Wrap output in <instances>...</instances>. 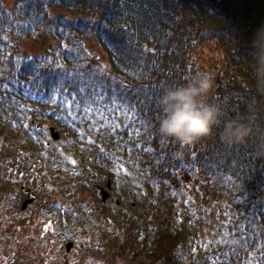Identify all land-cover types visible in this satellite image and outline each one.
Segmentation results:
<instances>
[{
    "label": "trees",
    "instance_id": "trees-1",
    "mask_svg": "<svg viewBox=\"0 0 264 264\" xmlns=\"http://www.w3.org/2000/svg\"><path fill=\"white\" fill-rule=\"evenodd\" d=\"M263 15L264 0H0V113L12 106L21 121L67 127L68 153L124 186L120 214L87 198L99 209L92 219L117 220L108 229L120 252L135 243L153 264H264V98L254 99L250 64ZM40 40L46 48L29 52ZM201 71L215 78L207 99L224 122L252 125L246 142H222L223 123L192 147L159 135L163 89ZM5 124L0 168L10 183L45 185L44 202L53 165L63 174L53 172L52 189L69 185L71 166L55 145ZM181 194L197 205L196 223Z\"/></svg>",
    "mask_w": 264,
    "mask_h": 264
},
{
    "label": "clouds",
    "instance_id": "clouds-1",
    "mask_svg": "<svg viewBox=\"0 0 264 264\" xmlns=\"http://www.w3.org/2000/svg\"><path fill=\"white\" fill-rule=\"evenodd\" d=\"M252 49L250 64L254 99L264 98V26L256 31ZM215 88L214 76L201 71L194 73L183 84L163 89L158 99L161 113L158 121L159 135L182 147H192L223 123L220 131L222 142L227 145L246 142L253 135L252 125L237 119H230L225 123L224 109L207 99ZM238 243L237 240L229 241L232 245Z\"/></svg>",
    "mask_w": 264,
    "mask_h": 264
},
{
    "label": "rangeland",
    "instance_id": "rangeland-1",
    "mask_svg": "<svg viewBox=\"0 0 264 264\" xmlns=\"http://www.w3.org/2000/svg\"><path fill=\"white\" fill-rule=\"evenodd\" d=\"M54 14H57V13H61L59 10H56V12H53ZM68 15H70V16H72L73 17V15L72 14H69L68 13ZM41 41V40H40ZM40 41H37V42H35V43H33V44H31V45H33L32 46V48L30 47V46H28L27 47V49H29L28 51L30 52H34V53H37V52H39V51H41V50H43V49H45L44 47H40V45H39V43H43V40L40 42ZM90 48H91V51H93V52H96L95 54H99V55H101V57H102V61H105L106 63L108 62V58H107V56H106V54L105 53H102L101 51H97V49H98V46L96 45V44H94L92 41L90 42ZM224 71H227V70H224ZM1 115H0V120H1ZM49 170L52 172V174L49 176V178H48V180H50V181H52V179L53 178H55L56 177V174H54L53 172H59L60 171V167L59 166H50V168H49ZM50 178H52V179H50ZM100 180H101V178H99ZM53 182V181H52ZM54 183V182H53ZM53 185V184H52ZM58 185V187H60V185L61 184H57ZM52 187H50V189H51ZM49 189V190H50ZM60 190H61V192L56 196V197H62V198H64L66 195H67V190L65 189V188H60ZM85 191V192H90L91 190L89 189V188H82V189H79V190H77L76 192H74L73 194H71V196H72V198H73V203H75V204H80V203H82V200L84 199V198H82L81 200H79V199H77V192H80V191ZM120 190H121V188H120ZM122 191V190H121ZM66 192V193H65ZM69 194V193H68ZM5 196H6V194H5ZM166 197L167 198H170V193L169 192H167L166 191ZM179 198H181V199H186V201L187 202H189V207L190 206H192V209H191V211H188L189 210V207H187V208H185V209H183L184 210V212H185V214H187L188 212H190V214L192 215V217H193V219H194V221H195V223L197 222V220H198V215L196 214V207H197V205H195L194 204V202H192V201H194V200H191L190 198H189V196H185V195H183V194H181L180 196H179ZM0 199H1V197H0ZM127 199V201H129V202H133V199L131 198V196L130 197H128V198H126ZM38 205V204H37ZM46 205V204H45ZM82 205H83V203H82ZM110 206V203H109V205H107V207H109ZM32 208H34V207H32ZM31 208V209H32ZM116 206H114V209L116 210ZM131 212L132 211H126V212H124V211H121V213H127V214H131ZM118 214H120V213H118ZM117 217H119V215L117 216ZM117 220H115V219H113L112 217H110V216H107L106 218H105V223H106V225L104 226V229L106 230V231H108V226H112L115 222H116ZM48 229H49V226H48ZM7 239H8V237H6V238H4V239H0V241H1V243L3 244V245H6L7 244ZM133 247L134 248H136V249H138V246L135 244V243H133ZM132 246H127V247H124L123 248V251H121L120 252V249L118 248V246L116 245V243H114L113 245H111L110 247H108L107 248V250H106V253H103L102 254V256L103 257H105V262L103 263V264H110L111 262H113V261H116V257H119V261H121V262H123L124 264H135V263H137L138 261L139 262H142L143 264H151V262L150 261H152L150 258H147V257H144V256H142L139 252H138V254L135 252V250H134V248H133ZM141 248V247H140ZM141 258V259H140ZM154 263V261H152V264ZM17 264H19L18 262H17ZM30 264H34V263H32V262H30Z\"/></svg>",
    "mask_w": 264,
    "mask_h": 264
},
{
    "label": "bare ground",
    "instance_id": "bare-ground-1",
    "mask_svg": "<svg viewBox=\"0 0 264 264\" xmlns=\"http://www.w3.org/2000/svg\"><path fill=\"white\" fill-rule=\"evenodd\" d=\"M263 16H264V15H263ZM260 20H261V23H262V25H263V24H264V23H263V21H264V17H263V19L260 18ZM241 22L244 23V25H245L246 27H248V25L245 24L244 21H241ZM92 240H93V239H88V240H87V243L89 244V246L92 245L93 243H95V241H94V242H91ZM7 241H10V239H7ZM17 241H19V240H17ZM38 241H39V239H38ZM0 243H1V241H0ZM38 246H44V244L38 242ZM12 256L14 257V261H15V259L19 260V256H18V255L12 253ZM14 261H13V262H14Z\"/></svg>",
    "mask_w": 264,
    "mask_h": 264
},
{
    "label": "flooded vegetation",
    "instance_id": "flooded-vegetation-1",
    "mask_svg": "<svg viewBox=\"0 0 264 264\" xmlns=\"http://www.w3.org/2000/svg\"><path fill=\"white\" fill-rule=\"evenodd\" d=\"M29 196H32V193H29ZM41 211L38 212V216H40ZM57 230V226L53 224V232ZM43 234H45V231H43ZM50 239L52 238V234H49L48 236Z\"/></svg>",
    "mask_w": 264,
    "mask_h": 264
}]
</instances>
